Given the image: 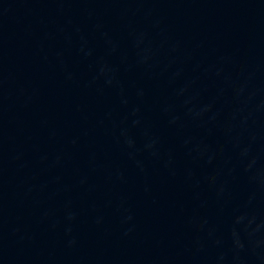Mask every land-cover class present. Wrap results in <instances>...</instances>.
I'll return each mask as SVG.
<instances>
[{
    "label": "water",
    "instance_id": "water-1",
    "mask_svg": "<svg viewBox=\"0 0 264 264\" xmlns=\"http://www.w3.org/2000/svg\"><path fill=\"white\" fill-rule=\"evenodd\" d=\"M0 264H264V0H0Z\"/></svg>",
    "mask_w": 264,
    "mask_h": 264
}]
</instances>
